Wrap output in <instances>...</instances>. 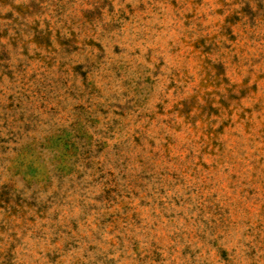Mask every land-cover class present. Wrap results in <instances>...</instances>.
Listing matches in <instances>:
<instances>
[{"label":"rangeland","instance_id":"374dc122","mask_svg":"<svg viewBox=\"0 0 264 264\" xmlns=\"http://www.w3.org/2000/svg\"><path fill=\"white\" fill-rule=\"evenodd\" d=\"M0 264H264V0H0Z\"/></svg>","mask_w":264,"mask_h":264}]
</instances>
